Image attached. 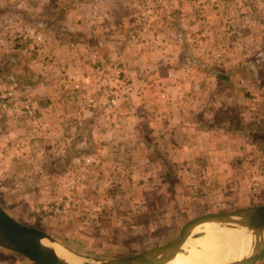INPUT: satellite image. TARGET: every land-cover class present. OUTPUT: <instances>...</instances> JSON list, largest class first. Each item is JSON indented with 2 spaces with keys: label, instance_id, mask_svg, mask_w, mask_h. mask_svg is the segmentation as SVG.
<instances>
[{
  "label": "rangeland",
  "instance_id": "rangeland-1",
  "mask_svg": "<svg viewBox=\"0 0 264 264\" xmlns=\"http://www.w3.org/2000/svg\"><path fill=\"white\" fill-rule=\"evenodd\" d=\"M227 2L44 0L41 14L39 0H10L9 6L0 3V94L13 92L5 106L0 96L3 209L17 221L42 229L79 257L96 260L164 244L194 216L264 203V86L260 87L264 83L260 79L253 86L258 93L251 91L254 97L260 96L252 112L243 110L239 98L228 99L233 89L221 79L215 94H203L207 104L215 101V113L203 115L201 120L199 116L196 128L184 136L186 143L203 144L209 139L211 153L230 149L241 154L243 161L230 167L209 163L206 151L197 162L198 155L193 153L179 155L173 147L168 151L159 144L162 139L155 141L158 147L152 150L158 153L144 147L143 158H137L139 149L130 145L102 152L97 144L101 130L112 120L127 128L139 122L147 142L159 135L148 129L149 103L145 100L139 106L140 98L135 97L136 74H148L157 65L156 53L150 59L135 41L142 43L149 36L157 12L169 14L171 24L181 29L193 27L182 21L191 12L188 21L195 23V31L203 26L199 37L209 48L189 47L187 60L214 67L218 63L222 71L233 69L234 80L239 79L235 74L244 77V82L264 77V49L249 54L242 31L235 38L236 49L227 44L230 37L225 30L232 26L233 15L246 22L243 0L229 6ZM218 12L223 13L222 22ZM215 27L223 30L216 35L217 42L223 43L220 48L215 34L208 35L204 29L211 32ZM193 41L190 35L189 42ZM258 52L261 58L255 60ZM253 61L256 70L252 69L255 66L248 68L247 63ZM166 96L161 98L167 101ZM25 100L33 108L31 114L21 112ZM194 106L198 104L194 102ZM127 131L121 135L123 140L132 137V131ZM90 137L92 146L84 147L81 138ZM85 151L92 154L85 158ZM136 160H142V166ZM201 164L208 166L207 171H215L206 173ZM154 165L169 171L161 177L146 175L147 168ZM204 235L201 228L193 232L199 240ZM190 243L179 249L182 255L189 254ZM0 249L5 250L0 254L2 262L33 264L16 250L3 245ZM206 254L212 255L210 251ZM255 264H264V251Z\"/></svg>",
  "mask_w": 264,
  "mask_h": 264
},
{
  "label": "crops",
  "instance_id": "crops-1",
  "mask_svg": "<svg viewBox=\"0 0 264 264\" xmlns=\"http://www.w3.org/2000/svg\"><path fill=\"white\" fill-rule=\"evenodd\" d=\"M9 1L10 0H0V3L9 6ZM43 1L44 0H39V2L41 3V6L39 8V14H41L43 11L40 10L43 8ZM235 1L236 0H228L227 5L229 6L230 3L233 4ZM243 3L245 4L244 15L246 22L243 23L237 21L238 17H235L234 14L232 18V26L230 25L231 27H229L225 31L226 33L228 32L226 35L230 37V42L227 41V44L232 49H236L235 38L242 31L247 39V46L245 47V50H247L250 54L252 50L256 51L257 49H264V7H262V4L264 5V0H261L260 5L253 4L251 0H243ZM257 6H259L260 8H257ZM6 10H8V13H10L9 9ZM218 13H220L218 14V17L222 22L223 13ZM179 15L183 16V13L181 12ZM215 16H217L216 13ZM190 17L191 12H189L187 16L182 19V21L187 23V25L191 23L194 27L195 23L188 21V18L191 19ZM171 20L172 18L169 14H159L158 12L155 13L151 24V29H149L151 30L149 36L142 43H137L135 41V46L140 47L139 50H142L144 54L148 53L150 55V59H152L155 56L154 53H156L154 60L155 62H157V65L151 67V71L149 70L148 74H144L140 71L136 74L137 81L139 84L135 86L136 92L138 94L135 97L136 99L137 97L140 98V101L138 102L139 106L143 107V102L145 100L149 103L146 109L148 112L147 115L150 116L148 129L154 134L158 132L156 133L159 134L158 137L153 142H147L146 138H144V136H142L141 134L142 128L139 122H135L132 125V128H127L126 125L112 120L109 125H107V127H104L105 131L101 130L100 137L97 143L98 146L100 147L102 152H110L114 149H123V145H130L134 150L136 148L139 149L137 150L136 154L137 158H143L142 155H144L145 153L142 149L144 147H147V149L152 153H158L155 150V152H153L152 150L157 146L155 141L158 142L160 141V139H162L159 144L165 149L167 148L168 151L170 148L173 147L175 149H178L179 155H185L188 152L198 155L196 156V158H194L196 162L200 161L199 155H201V153H204L205 151L206 154H208L206 155V159L209 160V163L212 161L213 163L216 162L217 164H219V167H221L222 165L225 167H230L232 163L242 162V155L233 154L234 152L230 149L227 152H222V150H215L217 154L211 153V149L213 146L212 142L210 143L209 139L207 143L203 144L193 142L194 140L186 143L184 141V136L185 134L193 131V129L196 128L195 125L198 122L197 118L199 116L201 120L203 118V115L215 113V101L207 104L208 98L205 99V96L203 94H205L206 91L215 94V86H217L221 79L226 80L228 82V85L231 86V88L233 89V92L230 96H228L229 98H227H239V100L242 101L241 104L243 105V110L247 112V110L251 109L250 112H252V108L255 107L254 104L256 100L260 98L258 94H256V97L253 96L252 92L258 93L253 91V86L258 84L257 79H260V82L264 83V77L262 76L259 78L247 79V81L244 82V77H240L239 75L235 74L237 77H239V79L234 80V78H232L233 69L222 71L219 67L221 65L218 63H215L214 67V64L210 63H203L201 65L196 64L193 58H188L187 60V57L185 56V51L188 50L189 47L194 48L198 46L201 47L203 50L209 48L207 44L208 42L205 41L203 44L201 41L202 38L200 39L199 37V32H203V26H201L196 31V28L193 27H182L183 29H181L179 26L172 25ZM238 23H242L243 28H241ZM255 24H257L258 26ZM204 29L206 30L205 32L208 35L215 34L216 45H218L219 48L222 47L223 43L217 42L216 35L218 33H222L223 30H221L220 32L217 27H215L211 32L208 31V29L206 28ZM190 35L193 36L194 39L192 43L189 42ZM213 47H215V43L213 44ZM255 58V60L261 58V53L258 52ZM179 59H181V62H179ZM230 61L231 59H229L227 62ZM247 64H249L248 68H250L251 66H255L252 69H257V65L254 61L252 62V64ZM233 65L235 66V64ZM258 66H260L261 68L259 69V71H262L263 66H261L260 64H258ZM246 71L247 70L243 72L244 75H247ZM263 86L264 84L260 85L261 88ZM241 90L244 91L242 92ZM168 92H170V94ZM163 94L164 96H162ZM165 94H167L166 98L169 99L167 101L163 100L164 98H161L165 97ZM194 102L198 104L197 107L194 106ZM116 112L119 113V110H117ZM135 112H137L136 115L137 117H139L138 111L135 110ZM168 121L169 124H166ZM211 123L213 124V122ZM200 124L203 123L200 121ZM211 129L212 132H214L213 127H211ZM127 130L132 131V137L128 138L129 140H123L121 138V135H124V131H126V134H128ZM105 132L109 133L105 134ZM207 136H209V133L207 134ZM81 142L82 145L87 148H90L93 144V140L91 137L87 140H82L81 138ZM201 147L203 149H200ZM84 153L85 156L83 157L85 158H87V154H92L90 151H85ZM147 154L151 153L148 152ZM149 160L152 161V159ZM217 160H219V162H217ZM155 161V164L159 163V159H155ZM136 162H139L138 166H142L143 164L141 163L143 162L142 160H136ZM201 167L206 168V170H204V168H201L206 173L210 171H215H207V165L205 166L201 164ZM147 171L148 174L146 175H153V177H161L169 170L164 169L163 166L158 165L156 167L154 165L153 167L149 166L147 168ZM232 171L233 168L229 170V172ZM4 253L5 250L0 249V254L3 255ZM6 253L10 255V252ZM14 263V261L10 260L7 262L0 261V264Z\"/></svg>",
  "mask_w": 264,
  "mask_h": 264
},
{
  "label": "water",
  "instance_id": "water-1",
  "mask_svg": "<svg viewBox=\"0 0 264 264\" xmlns=\"http://www.w3.org/2000/svg\"><path fill=\"white\" fill-rule=\"evenodd\" d=\"M203 222H213L219 227L245 228L251 234L250 251L240 258L222 264H255L264 251V203H262L234 210L203 213L186 220L178 234L164 244L125 256L84 259L78 264H163L169 254L177 253L183 247L188 237L197 239L193 238L195 237L193 232L196 230L195 227ZM44 238L58 242L42 229L17 221L0 205V245L24 254L33 264H73L59 256L52 245L44 243Z\"/></svg>",
  "mask_w": 264,
  "mask_h": 264
},
{
  "label": "bare ground",
  "instance_id": "bare-ground-1",
  "mask_svg": "<svg viewBox=\"0 0 264 264\" xmlns=\"http://www.w3.org/2000/svg\"><path fill=\"white\" fill-rule=\"evenodd\" d=\"M199 226L205 235L200 240L199 236L193 237L197 238L196 240L188 237L183 243L184 246L192 242L190 245L193 248L189 250V254L182 255L179 251L169 254L163 264H222L240 258L250 251L251 234L245 228L219 227L213 222H203L195 229ZM43 242L52 245L59 256L73 264L84 260L55 241L51 242L44 238ZM196 244L200 247L197 248ZM206 251H210L212 255L206 254Z\"/></svg>",
  "mask_w": 264,
  "mask_h": 264
},
{
  "label": "built area",
  "instance_id": "built-area-1",
  "mask_svg": "<svg viewBox=\"0 0 264 264\" xmlns=\"http://www.w3.org/2000/svg\"><path fill=\"white\" fill-rule=\"evenodd\" d=\"M12 93H13V92H12L11 90H8V91H6L5 93L0 94V96L4 97V101H5V102H3V105H4V106L6 105L7 102L10 101V99L13 98V96H11ZM13 105H15V106L17 105V101H16V100L13 101ZM24 109H25V110L22 109L21 112L26 111V112H28L29 114L32 113L33 108H32V106L28 103V100H25V108H24ZM56 209H57V207H56Z\"/></svg>",
  "mask_w": 264,
  "mask_h": 264
}]
</instances>
